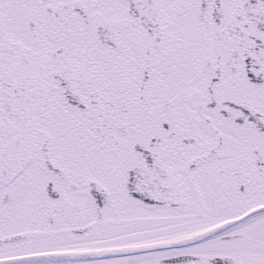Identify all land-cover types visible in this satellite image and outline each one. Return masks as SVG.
I'll return each instance as SVG.
<instances>
[{"label":"snow or ice","instance_id":"snow-or-ice-1","mask_svg":"<svg viewBox=\"0 0 264 264\" xmlns=\"http://www.w3.org/2000/svg\"><path fill=\"white\" fill-rule=\"evenodd\" d=\"M0 264H264V0H0Z\"/></svg>","mask_w":264,"mask_h":264}]
</instances>
